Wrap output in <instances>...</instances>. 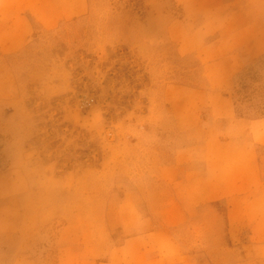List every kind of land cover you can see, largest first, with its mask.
<instances>
[{
  "label": "rangeland",
  "instance_id": "rangeland-1",
  "mask_svg": "<svg viewBox=\"0 0 264 264\" xmlns=\"http://www.w3.org/2000/svg\"><path fill=\"white\" fill-rule=\"evenodd\" d=\"M261 17L264 0H87L84 14L32 21L23 48L0 50V264H129L134 243L121 244L165 218L151 173L180 181V161L167 173L150 161L213 139L231 97L241 113L247 95L264 103ZM257 152L262 182L230 199L246 211L220 199L175 214L184 264H264Z\"/></svg>",
  "mask_w": 264,
  "mask_h": 264
},
{
  "label": "crops",
  "instance_id": "crops-1",
  "mask_svg": "<svg viewBox=\"0 0 264 264\" xmlns=\"http://www.w3.org/2000/svg\"><path fill=\"white\" fill-rule=\"evenodd\" d=\"M86 9L87 0H17L12 11L8 10L7 6L0 7V50L12 52L23 48L33 32L32 21L50 29L62 21L84 14ZM261 20L264 25L262 17ZM240 33L242 36L243 31ZM261 34L263 39L264 31H261ZM236 35H231V38ZM261 52L264 54V49ZM225 98L226 95L224 100L227 101ZM230 101L231 105H228L229 108L224 114L218 113L213 116L209 125L216 128L213 139H208V134H203L201 135L203 139L195 145L196 151L191 147H184L181 150V158L179 154L174 157L171 151L164 153L158 161L155 159L150 161L151 164L162 165L165 173L169 172L172 163L176 160L180 161V186L175 188L172 186V176L170 178L168 175L159 176L156 172L151 173L154 177L151 179L160 180L164 185V195L167 199L165 198L160 210L164 212L165 218L163 220L145 218L144 230L138 232V236H134L131 241L126 239L121 244L120 248L123 252L128 250L130 243H134L132 253L129 254L132 260L128 262L129 264H184L182 260L186 255L177 249L172 236V229L177 225L176 220L179 218L175 219L177 216L175 214L183 215L185 212L198 209L206 201L220 199L229 203L230 211L247 210L246 201L245 206L237 208L230 199L247 197L253 192L255 182H262L257 149L264 147L262 128L264 123H260L264 119H251L246 125L244 123L246 118L236 114L232 97ZM254 125L260 127L254 128ZM241 126H245L244 129L238 130ZM226 128L235 129L238 133L236 138L224 135ZM229 151L235 156H227ZM174 197L178 198V202L173 203ZM258 221L261 222L262 218ZM260 245L264 248V241ZM123 257L128 261L124 253Z\"/></svg>",
  "mask_w": 264,
  "mask_h": 264
},
{
  "label": "trees",
  "instance_id": "trees-1",
  "mask_svg": "<svg viewBox=\"0 0 264 264\" xmlns=\"http://www.w3.org/2000/svg\"><path fill=\"white\" fill-rule=\"evenodd\" d=\"M251 72V73H250ZM253 74H252V71L250 70L249 73H247L245 75L246 79H251L253 80L254 77H252ZM255 81V80H254ZM244 88H247L248 87V83L244 80V83L242 85ZM254 96V94H253ZM253 96H245V100L244 102L248 104V107H247V112H239L238 109H237V102L234 101V105H235V109L237 111V114L239 116H242V117H246V116H250V115H254V117H264V112L263 111H259V110H264V103H256V102H253ZM243 103V102H241ZM255 111V112H254Z\"/></svg>",
  "mask_w": 264,
  "mask_h": 264
}]
</instances>
